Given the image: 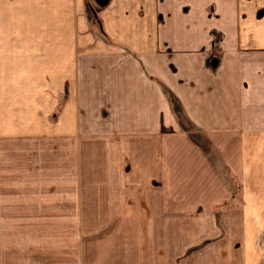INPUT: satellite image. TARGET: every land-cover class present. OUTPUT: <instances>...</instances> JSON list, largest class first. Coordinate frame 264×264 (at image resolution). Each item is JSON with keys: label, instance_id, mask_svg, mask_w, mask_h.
I'll list each match as a JSON object with an SVG mask.
<instances>
[{"label": "crops", "instance_id": "0c3cea01", "mask_svg": "<svg viewBox=\"0 0 264 264\" xmlns=\"http://www.w3.org/2000/svg\"><path fill=\"white\" fill-rule=\"evenodd\" d=\"M0 264H264V0H0Z\"/></svg>", "mask_w": 264, "mask_h": 264}, {"label": "water", "instance_id": "95a60500", "mask_svg": "<svg viewBox=\"0 0 264 264\" xmlns=\"http://www.w3.org/2000/svg\"><path fill=\"white\" fill-rule=\"evenodd\" d=\"M96 3L99 5V6H104L105 4H107V1L108 0H95Z\"/></svg>", "mask_w": 264, "mask_h": 264}, {"label": "rangeland", "instance_id": "374dc122", "mask_svg": "<svg viewBox=\"0 0 264 264\" xmlns=\"http://www.w3.org/2000/svg\"><path fill=\"white\" fill-rule=\"evenodd\" d=\"M18 182H19V181L17 180V183H18ZM20 182H22L21 185H24V182H23V181H20ZM236 182H237V187L240 186V184L238 183V181H236ZM28 186H29V185H28ZM50 199H51V198H50ZM50 199H49V200H50ZM49 200H48V201H49Z\"/></svg>", "mask_w": 264, "mask_h": 264}]
</instances>
